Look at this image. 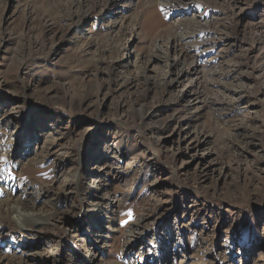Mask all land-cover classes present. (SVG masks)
Listing matches in <instances>:
<instances>
[{
  "label": "rangeland",
  "instance_id": "obj_1",
  "mask_svg": "<svg viewBox=\"0 0 264 264\" xmlns=\"http://www.w3.org/2000/svg\"><path fill=\"white\" fill-rule=\"evenodd\" d=\"M121 1L0 0V264H264V0Z\"/></svg>",
  "mask_w": 264,
  "mask_h": 264
},
{
  "label": "bare ground",
  "instance_id": "obj_2",
  "mask_svg": "<svg viewBox=\"0 0 264 264\" xmlns=\"http://www.w3.org/2000/svg\"><path fill=\"white\" fill-rule=\"evenodd\" d=\"M125 1L126 0H122L121 4L122 5L125 4ZM123 6H125V5H123ZM207 36H209L208 33H205L204 31H198V32L193 33V35H191V36L186 35V36H179L178 38H174V44L172 45V47H173V49H175V47L177 45L180 46L179 51H180V54H181L182 61L180 63H178V64L177 63L169 64L168 68L171 69V72L162 73L161 76H160L161 78L156 81V82H159V84L161 86H165V85L172 84L174 81H179V80H181L184 77L195 76L189 82V87H195V91H189L188 90V92H190L189 93V95H190L189 102H191V103H193V102L196 103L197 101H199L201 99L199 97L201 92L198 89L199 84L197 82V80L200 79V76H199L200 75V71H199L198 62H196V61H194L192 59H189L187 54H188V52H189V50L191 48H194L195 51L196 50L200 51L202 45L209 38ZM175 41L177 42V45H175ZM178 65H181V68L179 70H178ZM173 69H174V71H173ZM227 69H228L227 71H223V70L210 71L209 75H211L213 77L216 76V78H220L222 76H227V75L232 73V70H230V68L228 66H227ZM168 73L171 76H174V78L173 79H169V74ZM211 80L214 81L213 79H211ZM235 99H238V98H235ZM235 103H236L235 100L231 101L225 95V96L221 97L220 99H217L216 102H214L212 105L214 106V108L218 112H221V114H223V112L226 110V106L229 105L230 107H232V106L235 107V105H236ZM194 146H196V144Z\"/></svg>",
  "mask_w": 264,
  "mask_h": 264
}]
</instances>
